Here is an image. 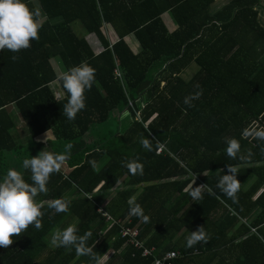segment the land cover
<instances>
[{
  "label": "trees",
  "instance_id": "16d2710c",
  "mask_svg": "<svg viewBox=\"0 0 264 264\" xmlns=\"http://www.w3.org/2000/svg\"><path fill=\"white\" fill-rule=\"evenodd\" d=\"M215 2L26 0L40 11L38 39L16 53L0 51V177L12 168L7 153L19 155L21 148L13 136L17 123L10 106L32 138L51 130L57 144L70 145V171L50 175L47 192L37 196L44 213L40 229L29 225L11 245L0 247V264H90L74 249L51 244L52 233L69 225L78 235L91 234L87 246L101 260L111 253L101 264H150L153 256H143L121 236L119 225L98 211L116 189L103 209L115 220L129 218L128 225L138 227V239L155 247L156 255L179 251L176 264H196L218 245L232 243L230 232L241 218L262 225L258 230L264 238V140L255 136L264 130V0H226L216 9ZM165 13L173 18V29ZM75 21L97 37L100 52L75 33ZM109 29L116 35L113 41ZM130 34L140 44L137 53L125 39ZM81 62L95 69V80L85 92V107L68 120L63 114L67 93L59 77ZM193 62L199 70L186 80L182 73ZM55 80L63 98L55 96ZM196 92L201 95L192 107L185 105L184 98ZM123 109L130 116L124 129L96 135L114 111ZM257 122L261 128L249 132ZM244 131L248 135L242 136ZM90 133L97 137L83 143ZM141 137L152 151L140 146ZM233 138L244 160L226 155V141ZM51 145L33 143L18 159L22 163L40 151L58 154L60 148ZM130 161L140 163L142 173H130ZM227 165L237 168L241 183L235 202L216 187ZM21 174L31 183L28 170ZM201 183L203 198L193 201L190 186ZM56 199L68 202L67 212L48 207ZM130 199L140 204L147 222L129 215ZM200 227L207 242L186 247L185 237ZM247 239L234 245L241 252L233 264H264V254H258L263 243L257 239L250 247Z\"/></svg>",
  "mask_w": 264,
  "mask_h": 264
},
{
  "label": "clouds",
  "instance_id": "9594fccd",
  "mask_svg": "<svg viewBox=\"0 0 264 264\" xmlns=\"http://www.w3.org/2000/svg\"><path fill=\"white\" fill-rule=\"evenodd\" d=\"M40 11L36 8H29L26 0H0V51L9 50L16 53L30 47V41L38 39V18ZM16 57L13 56V59ZM59 79L62 87L67 93V101L63 105V114L68 120H73L76 114L85 107V92L91 89L95 80V69L86 62H81L64 71ZM201 92L189 94L184 98V104L192 107V101L199 98ZM248 135L247 131L241 133ZM255 136L264 140V130L256 131ZM140 146L152 151V145L147 138L141 137ZM70 146H66L67 148ZM225 153L233 159L244 160L240 156V145L236 139L226 141ZM65 154H53L40 151L36 156L25 158L22 161V168L31 173V183L24 180L22 174L15 169L9 168L0 177V247L7 248L13 243L16 236L32 225L35 229L41 227V204L37 200L38 194L46 193V184L51 174L61 170L65 162ZM92 166L95 167L94 162ZM130 173H142V166L137 162L126 164ZM237 168L227 165L226 172L219 176L216 187L233 202L237 199V193L241 183L238 181ZM191 187L188 195L193 201L203 198L202 186ZM211 194V193H209ZM129 215L139 217L147 222L149 217L144 214L142 207L128 201ZM49 208L55 212H67L68 202L56 199L49 203ZM78 229L69 225L51 235L50 242L55 247L74 249L77 256L89 257L90 264H101L99 256L95 255L92 248L87 246V240L91 235L85 232L78 235ZM198 242H207V236L203 227L190 231L185 237V246L192 247Z\"/></svg>",
  "mask_w": 264,
  "mask_h": 264
},
{
  "label": "crops",
  "instance_id": "0c3cea01",
  "mask_svg": "<svg viewBox=\"0 0 264 264\" xmlns=\"http://www.w3.org/2000/svg\"><path fill=\"white\" fill-rule=\"evenodd\" d=\"M168 22H173L171 19ZM169 27H170V23H168ZM175 27V26H174ZM174 27H170V28H174ZM109 38L111 41L115 40L116 35L115 33L109 29L107 31ZM94 35V34H93ZM92 36V41L89 39L88 37V41L91 44L93 50L98 53L102 50V45L101 43L98 41L97 37ZM127 43L129 44V46L132 48V50L134 52H139L140 50V44L138 42V40L136 39L134 34H130L128 36L125 37ZM96 40V41H95ZM55 65L58 69V71L62 72V69L58 63V61L55 59ZM186 71V70H185ZM184 73V72H183ZM55 96L60 99L63 98L65 96V92L63 91L62 87L60 86L59 80H55L52 84H51ZM10 112L12 113L13 117H15V121L17 123L16 128L14 130V132H16L18 138L20 140H23V142L25 141H30L31 145L33 143H43L44 146L49 147L51 145V143H54L52 146V148H56L57 146V141L56 138L53 134V132L51 130L36 136L34 138L31 137L25 122L19 117H17V114L15 113L16 109L12 106L9 107ZM59 143V142H58ZM51 148V149H52ZM66 163V160L65 162ZM17 164L19 165V168L17 169L18 172H23L24 169L22 168V163L21 161L17 160ZM70 171V169H69ZM67 173V172H65ZM126 180L124 178L122 184L118 187V189H121L124 187ZM261 191H259L260 193ZM258 195V194H257ZM259 228L263 229L262 225H252L251 222L247 219V218H241L240 222L238 224L235 225V227L231 230L230 232V237H232L231 241L232 243H229V245H223L220 244L218 245V247L214 248V250L212 252H208L203 254V257H199L197 259V263L196 264H233L234 260L237 259L236 257L238 256V253L241 252V250H239V248H236L234 245L242 242L244 239H247V243L250 247H254V244L257 242V239L263 243L264 245V238L262 236V234L259 232ZM264 251L263 250H259L258 254L263 255Z\"/></svg>",
  "mask_w": 264,
  "mask_h": 264
},
{
  "label": "rangeland",
  "instance_id": "374dc122",
  "mask_svg": "<svg viewBox=\"0 0 264 264\" xmlns=\"http://www.w3.org/2000/svg\"><path fill=\"white\" fill-rule=\"evenodd\" d=\"M224 3H226V0H216V2L214 3V8H219L221 7ZM164 19L166 21H169L170 19L173 21V22H168L170 23V27H174L175 26V22L173 20V18L171 17L170 13H165L164 14ZM260 19H261V22L262 24L264 25V15L263 14H260ZM72 28L73 30L75 31V33L80 36V37H86L87 40H88V37L89 39L92 41V36L90 35H93V34H88L86 29L84 28V26L82 25V23L80 21H75L72 23ZM94 36V35H93ZM95 37V36H94ZM96 41V40H95ZM199 70V66L196 64V63H191L189 65V67L186 69V71H184V73H182V76L184 79L188 80L190 79L197 71ZM126 109H123V110H119V111H114L109 120L107 122H105L102 126H99L96 130V135H101L103 136L104 134L110 132V131H119L120 129H124L129 120H130V116L129 113L126 114ZM15 113L17 114V117L19 118V115L17 113V111H15ZM140 112H138L137 116H136V119L139 120L140 119ZM15 118V117H14ZM128 118V120L126 119ZM255 127H257V129L259 130L261 128V124L260 123H254L253 126L250 128L249 132H251ZM96 135L94 134H87L85 135L84 137H82V142L83 143H87V144H90L93 139L95 137H97ZM13 136L15 138V140L18 142V145L21 146V148L19 149V155H17L15 152H8L7 153V156H8V159L11 163V167L15 170H17L19 168V165L17 164V160L18 159V156L20 155H23L22 153L25 151V150H29L31 149V143L30 141H25L23 142V140H20L16 134V132L13 131ZM69 144H66V143H62V144H57L56 148H60V150H57V153H60V154H65V160L67 159V156L69 155V147L67 148V151H66V146H68ZM70 146V145H69ZM75 147V146H74ZM26 153V152H25ZM20 158V157H19ZM69 167L67 165V163H64L62 165V168L61 170L64 171V172H69ZM194 177H196L194 175ZM124 180V179H123ZM123 180L119 183L118 187L120 185H123L122 182ZM117 187V188H118ZM117 190V189H116ZM116 190H112L109 192V194L106 196V198L103 200V202L100 204V207H105L106 204L111 200L112 197L115 196L116 194ZM111 253H107L103 259L101 260L102 262L106 261V259H108V257L110 256Z\"/></svg>",
  "mask_w": 264,
  "mask_h": 264
},
{
  "label": "built area",
  "instance_id": "2783aa9c",
  "mask_svg": "<svg viewBox=\"0 0 264 264\" xmlns=\"http://www.w3.org/2000/svg\"><path fill=\"white\" fill-rule=\"evenodd\" d=\"M116 76L123 81V75L120 70L115 71ZM132 105V103H131ZM140 120V119H139ZM203 184L201 183L200 186ZM98 211L106 218L109 223L118 224L120 227V234L123 238L127 239V242L131 243L135 248L142 251L143 256H153V260L150 264H176L177 259L181 256L179 251H168L161 256L156 255L157 250L155 247L148 248L138 239L139 230L137 226L130 227L128 223L129 218L124 220H115L103 207H99Z\"/></svg>",
  "mask_w": 264,
  "mask_h": 264
}]
</instances>
